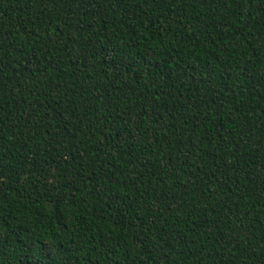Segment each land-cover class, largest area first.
<instances>
[{"label":"trees","instance_id":"obj_1","mask_svg":"<svg viewBox=\"0 0 264 264\" xmlns=\"http://www.w3.org/2000/svg\"><path fill=\"white\" fill-rule=\"evenodd\" d=\"M0 264H264V0H0Z\"/></svg>","mask_w":264,"mask_h":264}]
</instances>
